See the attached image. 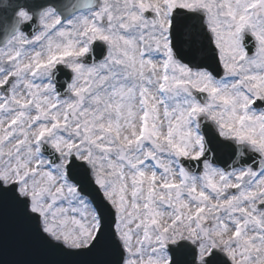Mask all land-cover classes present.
I'll return each mask as SVG.
<instances>
[{
  "label": "snow or ice",
  "instance_id": "snow-or-ice-1",
  "mask_svg": "<svg viewBox=\"0 0 264 264\" xmlns=\"http://www.w3.org/2000/svg\"><path fill=\"white\" fill-rule=\"evenodd\" d=\"M83 7L0 8V249L264 264V0Z\"/></svg>",
  "mask_w": 264,
  "mask_h": 264
},
{
  "label": "water",
  "instance_id": "water-1",
  "mask_svg": "<svg viewBox=\"0 0 264 264\" xmlns=\"http://www.w3.org/2000/svg\"><path fill=\"white\" fill-rule=\"evenodd\" d=\"M47 2H53L57 6V10L60 14L65 16L67 19L79 12L91 10L90 8L83 7L85 0H47ZM10 3V0H0V8ZM29 36L31 35V27L27 26L24 29ZM4 41L0 39V47H2ZM58 74L55 79L58 85L63 90V81L70 80L71 74L67 69L59 66L57 68ZM61 259V257L52 251L37 248L28 253H20L14 250L12 247L0 249V264H15L16 261L30 260L36 262V264H47L49 261Z\"/></svg>",
  "mask_w": 264,
  "mask_h": 264
},
{
  "label": "rangeland",
  "instance_id": "rangeland-1",
  "mask_svg": "<svg viewBox=\"0 0 264 264\" xmlns=\"http://www.w3.org/2000/svg\"><path fill=\"white\" fill-rule=\"evenodd\" d=\"M89 14V12H85V13H81L73 18H71L70 20L75 21L77 18L81 17V16H87ZM0 67H6V65H0Z\"/></svg>",
  "mask_w": 264,
  "mask_h": 264
}]
</instances>
